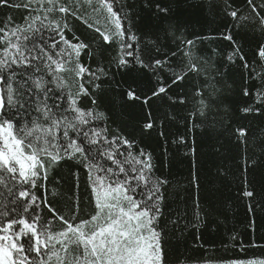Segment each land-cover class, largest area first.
<instances>
[{
	"label": "trees",
	"instance_id": "trees-1",
	"mask_svg": "<svg viewBox=\"0 0 264 264\" xmlns=\"http://www.w3.org/2000/svg\"><path fill=\"white\" fill-rule=\"evenodd\" d=\"M21 2L26 0L0 4V28L21 25L36 14L10 6ZM61 2L71 11L50 16L69 25L66 38L89 44L80 57L83 66L106 72L97 73L99 88L88 83L92 77L85 73L91 95L82 96L80 106L103 111L109 135L126 136L137 152L150 153L153 176L167 181L159 220L167 264L264 261V59L259 56L264 0H253L256 12L248 0H109L123 17L125 32L136 37L128 41L131 57L120 52L122 41L104 43L95 30L107 23L105 11H93L98 0L91 6L86 0ZM186 52L200 72L172 84L174 72L187 70ZM120 55L129 61L124 67L117 66ZM135 56L145 65L160 59L165 66L149 69ZM162 85L166 91L154 96ZM129 90L137 98L129 99ZM201 95L208 104L206 115L198 111ZM246 191L253 195L245 196ZM29 192L38 198L40 223L52 220L53 231L64 225L41 201L73 223L95 211L83 164L72 160L52 167L47 180H38ZM8 195L0 186V208Z\"/></svg>",
	"mask_w": 264,
	"mask_h": 264
},
{
	"label": "snow or ice",
	"instance_id": "snow-or-ice-1",
	"mask_svg": "<svg viewBox=\"0 0 264 264\" xmlns=\"http://www.w3.org/2000/svg\"><path fill=\"white\" fill-rule=\"evenodd\" d=\"M86 3L91 6L92 0ZM248 3L256 12L253 0ZM0 4L7 5L9 0H0ZM98 5L93 11L107 13L104 30L95 29L103 42L122 41L120 52L133 56L126 49L133 48L128 41H136V37L125 32L123 17L109 0H98ZM10 6L36 14L26 16L21 25L0 28V186L9 193L0 208V218H4L0 221V264H167L159 228L164 199L161 188L167 181L153 176L150 153L137 152L135 142L126 136L109 135L103 111L80 106V98L91 95L84 83L85 73L92 77L88 83L99 88L94 83L100 78L97 73L106 72L83 66L80 57L89 44L66 38L69 25L50 16L68 14L71 9L61 0H26ZM230 15L236 18L238 14L232 11ZM260 23L264 25V17ZM184 43L192 45L193 41ZM185 55L189 57L187 70L174 72L172 84L200 72L191 52ZM259 56L264 59V48ZM134 59L149 69L165 66L160 59L148 65L139 56ZM116 62L118 67L129 63L124 55ZM165 91L162 85L153 95ZM127 95L137 98L132 90ZM199 103L198 111L206 115L208 104L202 95ZM92 104L97 105L95 97ZM239 131L241 136L245 134ZM64 160L83 164L95 211L90 218L73 223L41 201L64 225L53 231L52 220L40 223L38 198L29 187L47 180L49 170Z\"/></svg>",
	"mask_w": 264,
	"mask_h": 264
}]
</instances>
